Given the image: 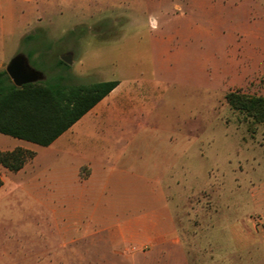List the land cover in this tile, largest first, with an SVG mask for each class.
I'll return each mask as SVG.
<instances>
[{
	"label": "rangeland",
	"instance_id": "374dc122",
	"mask_svg": "<svg viewBox=\"0 0 264 264\" xmlns=\"http://www.w3.org/2000/svg\"><path fill=\"white\" fill-rule=\"evenodd\" d=\"M17 54L134 87L41 156L58 188L2 191L0 264H264V123L225 100L264 96V0H0V70Z\"/></svg>",
	"mask_w": 264,
	"mask_h": 264
},
{
	"label": "trees",
	"instance_id": "16d2710c",
	"mask_svg": "<svg viewBox=\"0 0 264 264\" xmlns=\"http://www.w3.org/2000/svg\"><path fill=\"white\" fill-rule=\"evenodd\" d=\"M32 35H26L30 38ZM29 62L45 67L42 55ZM57 66L67 69L69 65L61 58ZM66 73L61 72L45 81L15 86L5 69L0 70V133L20 138L41 146H47L70 128L117 84V79L100 80L90 84L66 83ZM231 109L253 123H264V96L251 95L232 90L225 94ZM28 149L16 147L10 151L0 150V164L16 171L25 160L33 156ZM2 180L0 178V186Z\"/></svg>",
	"mask_w": 264,
	"mask_h": 264
},
{
	"label": "crops",
	"instance_id": "0c3cea01",
	"mask_svg": "<svg viewBox=\"0 0 264 264\" xmlns=\"http://www.w3.org/2000/svg\"><path fill=\"white\" fill-rule=\"evenodd\" d=\"M118 81H119L118 84L106 96H104L98 103H96L88 112H91V110H93L94 108H96L100 104L104 103L105 101L107 102L109 99L119 97L120 103H122L123 100L125 101V99H127L125 97V95L129 91H131L132 87H134V83L126 82L124 80H118ZM116 104H117V102H116ZM88 112H86V113H88ZM63 134H64V132L47 146H41V145L26 141V140H23L20 138L3 137L4 143L1 144L2 146L0 147V150L10 151L16 147H21L24 149L31 150L34 154L31 158V160L29 161V163H27V162L24 163L22 165V167L16 171L9 170L0 164V178L2 180V184L0 186V200H2L4 198L5 193L2 191H4L5 188L16 190V189H24L26 187H33L35 190H38V189L42 188L43 184H46V185L50 184L51 187L58 188L55 186V184H54L55 181H53L52 177L49 176L48 178L46 177L43 180V178L40 176V175H43L44 172L45 173L49 172L51 175V171H52L51 164L41 166L40 159H41L42 155L44 157H51L53 153H56V152H57V154L61 153V151L60 152L57 151V148H60L62 146L60 139H61ZM36 145L41 146V147H37ZM110 155H112V153H110V152L99 154V155H91V156L82 155L80 153H77L78 160L74 161L73 163H72V161L70 162L72 164V167L74 168V170H73L74 171V178L73 179L77 182H80V183H86V182L90 181V180H84V181L76 180L75 179V173H76L75 170L80 166V164H84V162H86L90 166V168L92 167L94 169V170L92 169V171L96 172L95 170L97 168L104 166L103 163L101 161H99L98 158L101 156L108 157ZM80 197H83V196L79 195L77 199H79ZM40 199H41V197H40ZM70 199L73 200V198H70ZM40 203H41V201H40Z\"/></svg>",
	"mask_w": 264,
	"mask_h": 264
},
{
	"label": "water",
	"instance_id": "95a60500",
	"mask_svg": "<svg viewBox=\"0 0 264 264\" xmlns=\"http://www.w3.org/2000/svg\"><path fill=\"white\" fill-rule=\"evenodd\" d=\"M65 63L69 64V58H61ZM5 71L15 86H21L25 83L37 81L39 75L36 71L30 69L23 55L17 54L11 58L5 67Z\"/></svg>",
	"mask_w": 264,
	"mask_h": 264
}]
</instances>
